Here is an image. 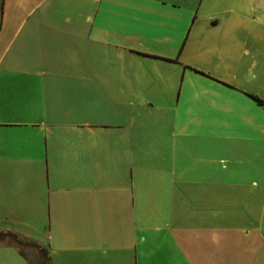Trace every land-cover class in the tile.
<instances>
[{
  "label": "crops",
  "instance_id": "crops-1",
  "mask_svg": "<svg viewBox=\"0 0 264 264\" xmlns=\"http://www.w3.org/2000/svg\"><path fill=\"white\" fill-rule=\"evenodd\" d=\"M253 96L264 0H3L0 264H264Z\"/></svg>",
  "mask_w": 264,
  "mask_h": 264
},
{
  "label": "rangeland",
  "instance_id": "rangeland-1",
  "mask_svg": "<svg viewBox=\"0 0 264 264\" xmlns=\"http://www.w3.org/2000/svg\"><path fill=\"white\" fill-rule=\"evenodd\" d=\"M23 249L30 252L31 256L33 258H35L36 261L34 262V264H41L43 262L44 254L42 251L41 252H35L31 247L28 248L27 246H24Z\"/></svg>",
  "mask_w": 264,
  "mask_h": 264
},
{
  "label": "trees",
  "instance_id": "trees-1",
  "mask_svg": "<svg viewBox=\"0 0 264 264\" xmlns=\"http://www.w3.org/2000/svg\"><path fill=\"white\" fill-rule=\"evenodd\" d=\"M253 97L257 100V102H258L259 104L264 105V102H263L262 100L258 99V98L255 97V96H253ZM12 237H14V236H12ZM14 238H15V237H14ZM41 264H48L46 256H44L43 262H42Z\"/></svg>",
  "mask_w": 264,
  "mask_h": 264
},
{
  "label": "water",
  "instance_id": "water-1",
  "mask_svg": "<svg viewBox=\"0 0 264 264\" xmlns=\"http://www.w3.org/2000/svg\"><path fill=\"white\" fill-rule=\"evenodd\" d=\"M2 3H3V0H0V20H1V14H2Z\"/></svg>",
  "mask_w": 264,
  "mask_h": 264
}]
</instances>
